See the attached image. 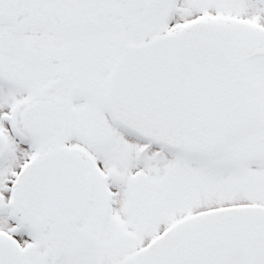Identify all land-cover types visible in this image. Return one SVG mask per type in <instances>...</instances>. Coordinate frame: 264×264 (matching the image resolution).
<instances>
[{
    "label": "snow or ice",
    "instance_id": "6c2138e0",
    "mask_svg": "<svg viewBox=\"0 0 264 264\" xmlns=\"http://www.w3.org/2000/svg\"><path fill=\"white\" fill-rule=\"evenodd\" d=\"M0 264H264V0H0Z\"/></svg>",
    "mask_w": 264,
    "mask_h": 264
}]
</instances>
